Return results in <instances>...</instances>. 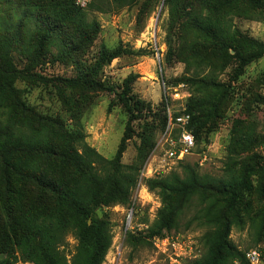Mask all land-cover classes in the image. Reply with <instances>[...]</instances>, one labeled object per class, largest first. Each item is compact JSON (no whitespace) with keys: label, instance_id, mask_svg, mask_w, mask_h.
I'll list each match as a JSON object with an SVG mask.
<instances>
[{"label":"rangeland","instance_id":"rangeland-1","mask_svg":"<svg viewBox=\"0 0 264 264\" xmlns=\"http://www.w3.org/2000/svg\"><path fill=\"white\" fill-rule=\"evenodd\" d=\"M128 1L84 0L81 6L76 0L85 18L97 22L96 39L77 66L47 63L43 67L45 77L72 80L96 69L97 75L88 80L98 84L97 89H63L73 100L64 105L51 83L20 86L27 90L24 97L29 104L43 115L60 118L65 131L82 134L85 144L104 162L114 159L121 139L127 138L118 171L134 176L136 185L131 190V206L104 209L112 243L103 264H189L205 259V236L215 229L198 213L205 203H195L178 231L147 238L161 202L146 181L182 175L186 164H196L202 175L238 184L246 180L243 187H236V201L230 203L225 194L217 201L218 207L230 204L228 242L241 254L261 249L259 264H264V56L238 72L229 56L199 53L190 59L185 54L189 43L207 31L203 30L206 26L211 30L208 35L230 34L238 54L239 45L244 48L250 39L264 43V0H226V5L223 0L220 4L217 0H135L127 5ZM169 40L175 54L168 51ZM116 49L119 57L102 66L103 51ZM228 55H235L234 49ZM201 56L210 66L218 62H228V66L220 71L201 65L203 71L197 72ZM130 74L137 78L123 92ZM123 94L141 103L139 112L131 116L125 112ZM186 104L202 124L197 138L193 135L197 148L182 164H169L154 174L159 159L151 154L162 137V116L166 114L168 120L169 112L184 114ZM92 166L100 178L113 172L105 163ZM192 218L200 219L186 230ZM127 233L134 237L131 245L125 244ZM65 242L62 249L68 260L76 241L69 234ZM14 256L10 264H31L18 253ZM5 259L0 256V263Z\"/></svg>","mask_w":264,"mask_h":264},{"label":"trees","instance_id":"trees-1","mask_svg":"<svg viewBox=\"0 0 264 264\" xmlns=\"http://www.w3.org/2000/svg\"><path fill=\"white\" fill-rule=\"evenodd\" d=\"M223 1L226 5V0ZM132 2L135 0H129L127 5ZM200 27L203 29L202 24ZM203 30L207 31L185 49L190 59L199 53L226 55L236 61V71L243 72L264 56V43L250 39L244 48L239 45L238 54L236 42L228 37L230 34L208 35L211 30L207 26ZM98 32L97 22L85 18L76 0H0V256L6 258L0 264L16 260V253L31 264H103L112 243L104 209L132 205L129 201L136 178L118 171L127 141L125 135L114 159L104 162L85 144L82 134L67 132L60 118L39 113L26 101L27 90L20 87L51 83L64 105L73 100L63 89L79 86L97 89L98 84L88 80L97 75L96 69L79 74L74 80L48 78L42 73L47 63L77 66ZM167 46L169 53L175 54L171 40ZM231 49L235 51L233 56L228 55ZM119 53V49L103 51L101 65H109ZM201 57L197 72L203 71L201 65L210 66ZM227 66L228 62H218L210 67L223 71ZM136 78L130 74L124 80L123 92L129 91ZM120 100L130 116L141 109V103L129 100L125 94ZM192 112L186 104L184 114L190 115L187 129L197 138L202 124ZM162 120L163 134L166 114ZM103 163L113 172L100 178L92 165ZM183 170L182 175L146 181L149 191L155 192L161 202L147 238H163L165 233L178 231L195 203H205L204 210L198 213L215 229L205 236L208 243L205 259L189 264H244V255L228 242L230 204L219 208L217 201L225 194L230 203L236 201V187H243L246 180L238 184L202 175L196 164H186ZM199 219L189 220L185 229ZM69 234L76 244L67 260L62 248ZM133 239L127 233L125 244L131 245Z\"/></svg>","mask_w":264,"mask_h":264},{"label":"built area","instance_id":"built-area-1","mask_svg":"<svg viewBox=\"0 0 264 264\" xmlns=\"http://www.w3.org/2000/svg\"><path fill=\"white\" fill-rule=\"evenodd\" d=\"M77 1L79 5H84V0ZM188 126V115L180 114L179 116H174L169 112L165 132L156 143L151 154V156L156 155L159 159L154 174L162 173L164 168L168 167L169 164L174 165L183 162L186 157L194 153L196 150V143L193 135L187 129ZM243 255L244 264H259L263 258L261 249L256 248L246 251ZM233 264L241 263L234 262Z\"/></svg>","mask_w":264,"mask_h":264}]
</instances>
